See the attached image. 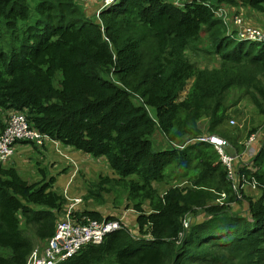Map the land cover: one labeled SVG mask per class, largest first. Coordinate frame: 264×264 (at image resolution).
Wrapping results in <instances>:
<instances>
[{
    "label": "trees",
    "instance_id": "obj_1",
    "mask_svg": "<svg viewBox=\"0 0 264 264\" xmlns=\"http://www.w3.org/2000/svg\"><path fill=\"white\" fill-rule=\"evenodd\" d=\"M96 2L98 14L80 0H0V131L23 113L32 128L87 154L85 162L105 158L115 178H85L90 195L102 202L116 184V198L133 206L124 229L60 264H264V132L257 171L240 169L259 188L244 199L212 145H175L206 132L241 150L260 128L237 138L230 121L240 98L228 96L239 90L264 117V43L226 35L220 8L264 16V0ZM204 37L220 66L191 61ZM42 172L29 182L17 164L0 165V264H27L35 242L65 218L67 197ZM110 213L79 208L73 217L120 216Z\"/></svg>",
    "mask_w": 264,
    "mask_h": 264
},
{
    "label": "built area",
    "instance_id": "obj_2",
    "mask_svg": "<svg viewBox=\"0 0 264 264\" xmlns=\"http://www.w3.org/2000/svg\"><path fill=\"white\" fill-rule=\"evenodd\" d=\"M116 1L106 0V3L113 4ZM233 22L239 28L237 33L233 35L236 40L264 43V28L249 25L239 15L234 17ZM230 123L236 124L235 119H231ZM263 132L264 125L241 140L240 144L243 145L241 150H238L227 138L206 132L188 139L182 145L180 143L175 145L180 149L184 148L186 144L194 142H204L212 145L218 154L220 163L227 169L233 192L238 195V198L243 199L242 192L247 191V189L249 191L259 189L256 178L252 177L250 179L246 173H241L240 169L245 168L251 172L257 171L254 166V156L259 150ZM22 141L35 143L39 147H45L50 143L56 150H59L58 147L61 144L59 141L32 128L25 114L16 113L12 115L0 135V165L7 163L14 156L15 146ZM66 158L69 159L70 157L66 156ZM64 192L66 193V190ZM227 198V193L221 192L218 195L217 203L225 204ZM67 199L71 200L72 203L69 204L65 218L58 222L55 233L51 238L34 247L27 264H59L78 254L84 247L99 244L110 234L125 228L124 214L116 219L106 217L102 221L89 216L75 219L73 213L83 199L81 197L71 199L68 196ZM230 204L234 205V203ZM186 226H188V221Z\"/></svg>",
    "mask_w": 264,
    "mask_h": 264
},
{
    "label": "rangeland",
    "instance_id": "obj_3",
    "mask_svg": "<svg viewBox=\"0 0 264 264\" xmlns=\"http://www.w3.org/2000/svg\"><path fill=\"white\" fill-rule=\"evenodd\" d=\"M80 3L84 6L85 11L87 12L91 11V13L97 12L98 14L99 11L97 10H98L99 5H97L96 0H80ZM34 9H35V3L32 4V15L28 21L29 23H33V21L37 18V14ZM220 10H221V16L224 18V20L225 21L230 20L229 21L230 30L228 34L226 35L233 36V31H235L234 35L237 33L239 28L233 22L234 17L237 15L242 16L243 19L248 24L255 21L257 25H260V28H264V16L259 13H255L253 11L252 12L248 11L247 14L241 11L237 13L236 8H232L229 6H222ZM199 47L202 50H190L189 52V57L192 62L196 63L197 65L201 67L211 68V67L220 66V61L218 60V56L212 51L209 40H207L204 37L203 42ZM192 82H193V79H190L185 90L181 94V98L187 94ZM228 97L232 100H236L240 98L238 104L233 109H231L232 111L231 114H234L235 111L238 112L237 116L232 115V119H235L236 124L230 125L231 127H236V128L237 126H239L238 128L239 132L236 131L235 133L237 134V138L243 139L247 135L248 131L252 129V127H255V126L261 127L262 125H264V117L258 112L256 106L249 100L248 96L244 95L239 90H233L229 94ZM2 133L3 132L0 131V135ZM17 145L15 146L14 156L7 162V164L5 163V166L10 167V166H13V163L17 164V166L19 167L22 173V176L25 179L29 180V182L39 181L44 175L42 170L45 171V175H47L48 177L56 176L58 178L57 182H59L64 172L62 171L63 168L67 167L66 168L67 170L66 169L65 170L69 172L70 175L71 173L74 172L76 168L77 172L75 174H77V176H75V180H73L74 181L72 183L73 186L71 188L66 189V193L64 192V189L62 186H59V187L56 186L55 189L59 191V193H64L66 197L68 196L71 199L82 197L83 200L79 205L84 204L86 207H89L92 209H97V210L104 209L107 212L112 213L114 211L115 213H118L119 215L124 214V217H125L124 222H126L129 214L133 211V206L131 204L130 205L127 204L130 207L129 209L126 207L127 202H126L125 197H120L118 199L116 198L117 197L116 188H119V186L116 184L109 185L113 189L112 193H108V192L102 193L103 198H104L102 202L97 199L98 197L97 195H90V192H89L90 187L86 186V183H85L86 180L84 181L85 178H90L89 179L90 181L88 182H95L96 180H99V178L102 175L115 178V175H116L115 171L109 167L108 161L105 160V158H101V159L98 158L96 160L95 157L91 156L92 161L85 162V160H87L85 157L87 154H84L83 152L78 151V155L81 156L82 158L80 159L79 162H77L74 158V153H75L74 151H77V150H75L74 148L70 146L60 144L58 147L59 150H56V148L54 149L55 153L57 154V160L55 161L54 164L51 165L53 159L50 156L47 157V154H44V151H42L44 148L36 150V149H33L32 145L31 147L33 149V153L31 154L27 153L26 155H23V157L20 156V158L16 159V155L18 154ZM34 145L36 144L34 143ZM47 146H50V143H48ZM66 156H69L70 158L67 159ZM73 161L76 163H73ZM93 161L95 162L94 165L92 164ZM79 163H81L82 166H80ZM78 183L81 186L80 188H77V186H75ZM172 183H174V181ZM183 183L185 184L186 182H182L181 184L183 185ZM166 186L168 185H164L161 188L164 189L166 188ZM70 189L73 192L72 194L70 193ZM258 190L259 189H255L253 191L256 192ZM253 191H249L247 189L246 193H252ZM77 193H80L82 195H78ZM255 195H256L255 197L258 196L257 194ZM67 201H68V205L72 203L71 200L69 199H67ZM244 207H242L241 209H243L244 212L247 213ZM235 209L236 207L233 206V210ZM111 213L109 215H111ZM39 243L41 242L36 241L35 246H37Z\"/></svg>",
    "mask_w": 264,
    "mask_h": 264
},
{
    "label": "crops",
    "instance_id": "obj_4",
    "mask_svg": "<svg viewBox=\"0 0 264 264\" xmlns=\"http://www.w3.org/2000/svg\"><path fill=\"white\" fill-rule=\"evenodd\" d=\"M54 149H55V147L52 144H50V146H46L42 150V151H44V154H47V157L50 156L53 159L51 165L54 164L55 161L57 160V154L55 153ZM17 150H18V154L16 155V159L20 158V156L23 157V155H26L27 153L28 154L33 153V149L31 147V144H29V143H26V144H20L19 143V145H17ZM74 152L76 153V154L74 153V158L77 162H79L82 157L78 155V152H76V151H74ZM79 164H80V166H82L81 163H79ZM66 168L67 167L63 168L62 171H64V172H63L62 178L59 182H56V185H55L58 187L62 186L64 190L71 188L73 186L72 183L74 182L73 180H75V176H76V174H74V172L70 175V173L65 170ZM57 181H58V178H57ZM75 186H77V188L81 187L79 183L76 184ZM77 194L82 195L80 193H77ZM79 208L92 209V208L86 207L84 204H82Z\"/></svg>",
    "mask_w": 264,
    "mask_h": 264
},
{
    "label": "clouds",
    "instance_id": "obj_5",
    "mask_svg": "<svg viewBox=\"0 0 264 264\" xmlns=\"http://www.w3.org/2000/svg\"><path fill=\"white\" fill-rule=\"evenodd\" d=\"M29 143H31V142H29ZM18 144H19V143H18ZM32 144L34 145V143H32ZM45 147H46V146H45ZM43 148H44V147H43ZM81 198H82V197H81ZM66 199H67V198H66ZM80 206H81V205H78V207H76V208L79 209ZM68 207H69V205H68ZM106 217H107V216H106ZM106 217H105V218H106ZM74 256H75V255H74ZM74 256H73V257H74ZM71 258H72V257H71ZM68 260H69V259H68ZM63 262H64V261H63ZM61 263H62V262H61ZM59 264H60V263H59Z\"/></svg>",
    "mask_w": 264,
    "mask_h": 264
}]
</instances>
